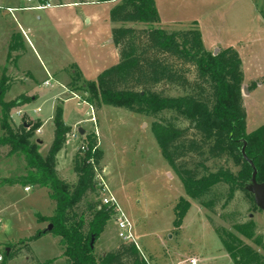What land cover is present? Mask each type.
<instances>
[{
	"label": "trees",
	"instance_id": "trees-1",
	"mask_svg": "<svg viewBox=\"0 0 264 264\" xmlns=\"http://www.w3.org/2000/svg\"><path fill=\"white\" fill-rule=\"evenodd\" d=\"M90 2H118L110 11V20L119 25L112 30L119 62L103 71L97 81L77 83L89 94L93 107L113 106L155 119L151 127L156 141L186 193L175 209V227L182 226L192 201L198 202L205 212L213 213L217 204L214 191L220 185L229 187L228 202L236 191H243L255 203L246 189L253 170L244 160L242 148L246 142V153L258 170L257 180L263 183L264 126L248 132L244 69L239 52L233 48L210 52L197 23L181 24L188 28L168 32L162 27L156 0ZM136 25L146 28L138 29ZM2 85L1 127L5 134L0 136V147H9V156L24 155L28 168L25 177L3 179V186L48 188L55 204L53 216L38 218L40 223L52 225V229L39 231L32 240L48 234L59 238L62 256L68 264H151L135 243H122L106 254L96 253L95 245L108 223L116 218V212L102 204L95 180L96 172H103L104 159L95 134L85 133L81 137V144H86L88 151L77 150L73 161L76 183L62 179L58 154L73 132L64 122L63 106L55 108L54 141L47 156H42L38 142L32 141L42 123L31 122L28 115L30 121L16 130L11 125V111L31 103L33 98L21 95L6 102L9 88L5 81ZM158 86L176 90L179 95H166L164 90H156ZM91 158L94 162L89 161ZM218 160H233L241 168L237 174L227 166L212 169L210 163ZM83 203L86 209H81ZM255 207L258 209L256 204ZM214 229L234 264H264L260 253L264 252V237L256 234L253 220L235 224L233 230ZM11 255L12 252L6 256Z\"/></svg>",
	"mask_w": 264,
	"mask_h": 264
},
{
	"label": "rangeland",
	"instance_id": "rangeland-1",
	"mask_svg": "<svg viewBox=\"0 0 264 264\" xmlns=\"http://www.w3.org/2000/svg\"><path fill=\"white\" fill-rule=\"evenodd\" d=\"M48 1L61 5L73 2L83 3V1L92 3L90 0ZM25 2L27 1L0 0V90L3 81L9 88L4 100L10 102L21 95L38 94L36 100H32L21 109L11 111V125L15 130L30 119L33 123L38 121V117L47 119L55 114L54 109L57 105H62L65 113L64 119L72 129H75L74 125L78 123L79 128L87 133L95 134L98 142L100 138L99 148L104 153L101 167H106L108 185L117 195L118 203L124 213L134 223L136 244L146 255L152 257L156 264H165L169 261L168 258L178 257V254L184 259L194 257L199 260V264H234L226 255L222 241L214 228L233 230L235 224L253 220L256 225V234L264 237V211L256 209L251 196L243 191H236L234 198L228 202L230 193L226 185H220L214 191L217 204L214 206L213 213L205 212L198 202L192 201L184 218L182 229H176L175 209L179 200L186 198V193L182 181L163 157L156 141L151 127L155 119L123 108L103 106L98 109L95 106V112L100 111L97 113L99 114V125L97 126L99 136H97L95 126L88 121L91 117L90 107L84 104L82 99L64 101L73 96L72 92H68L62 96V100L55 101V96L63 92L64 88L58 87L53 82H51L53 87L45 86L43 84L47 78L45 69L62 66L66 67V71H70L72 60L65 52L66 49L62 48L58 42L60 40L52 32L46 19L43 21L46 25V29L44 28L45 43L49 44L48 52L57 57L55 62L48 59L49 55L45 53L43 47L39 46V41L34 40L38 48L37 52H39L38 57L24 37L23 39L20 37L22 33L19 31V21L15 20L19 13L16 11L12 16L7 9L9 6L25 4ZM39 2L47 3V0L27 2V5L35 6ZM255 2L260 9H264V0H255ZM15 28L17 39L12 45L14 47L16 45L17 54L20 56L13 57L12 59L16 60H11L6 64L9 49L7 37ZM136 28L144 29L146 26L136 25ZM163 28L168 32H174L187 29L188 26L175 25ZM69 89L76 91L75 94L90 105L89 94L81 89L77 78L74 79ZM246 89L248 91V88ZM156 90H164L169 96L179 95L178 91L164 86H158ZM38 109H41V112H38ZM1 118L0 105V136H3L5 132L1 127ZM182 126H188V124L182 123ZM192 132L190 130V133ZM52 139H54L53 126L47 123L43 134H41V129L37 130L32 141H42V144H38L40 153L42 156H47L53 143ZM79 139L69 138L67 148L69 153L76 149L75 156L81 144ZM9 151V147H0V218L2 220L0 254L4 257L3 263L0 264H68L67 259L62 256L63 251L59 238L48 234L40 239L32 240L39 231L47 230L50 226L49 223L40 224L39 216L54 215L55 204L50 199L49 189L31 185L30 191L26 192L23 184L13 187L3 186V179L25 177L28 173L24 155L9 156ZM60 156L62 158L63 154L61 153ZM62 161L60 177L72 184L76 183L77 176L73 171V165L69 160L64 162L62 159ZM210 166L212 169L227 166L235 174L241 168L233 160L213 161ZM86 207V203L81 205V209H86ZM115 221L116 218L108 223L109 228L114 226ZM112 229L111 239H109L111 246L109 247L120 246L124 242L119 238V229L118 227ZM248 244L252 245L253 242L249 241ZM10 252L12 255L6 256ZM260 253L264 257V252ZM97 254H103L102 250H98ZM5 256L7 261H5Z\"/></svg>",
	"mask_w": 264,
	"mask_h": 264
},
{
	"label": "crops",
	"instance_id": "crops-1",
	"mask_svg": "<svg viewBox=\"0 0 264 264\" xmlns=\"http://www.w3.org/2000/svg\"><path fill=\"white\" fill-rule=\"evenodd\" d=\"M47 2L53 3L48 0ZM117 3L73 2L61 6H52L45 10L17 11L19 15L15 17V20L19 21V31L22 33L20 37L22 39L24 37L34 54L39 57L38 48L34 43L36 40L39 41V46L43 47L45 53L49 55L48 59L51 62H55L57 59L55 54L48 52L49 44L48 42L45 43L44 28L46 29V25L43 21L46 19L52 32L60 40L58 42L62 48L66 49L65 52L72 60L70 71H66V67L62 66L45 69L47 78L44 82L50 79L53 84L64 88L63 92L55 96V101L57 99L62 100V96L68 92L77 93L69 89L75 78L78 81L95 82L103 71L118 64L119 51L113 43L112 30L119 25L113 24L110 20V11ZM156 4L163 27L169 28L175 25L197 23L202 33L204 45L210 52L229 48L239 52L244 69V88H248V95L244 94L248 115V132H253L264 126V9H260L255 0H156ZM26 6H28L27 2L8 8L21 9ZM14 13L11 15L14 16ZM16 34L15 28L7 37L9 49L6 64L11 60L15 61V58L20 56L17 54L16 45L15 47L12 45L17 39ZM13 57L15 58L12 59ZM17 79L18 77L16 81ZM29 97L36 100L38 94L29 95ZM99 112H96L98 125L99 114L97 113ZM53 118L54 114L45 120L41 117L37 118L42 123L41 134H43L47 123H51L53 134L55 133ZM64 122L69 126L65 119ZM76 124L74 125L75 129L80 125ZM85 133L91 134L87 131ZM81 137H79V141H81ZM53 141L54 139H52ZM43 142L45 141L43 140ZM68 143L58 154L59 174L63 165L62 159L64 162L69 160L73 165L76 149L69 153ZM99 145H101L100 138ZM61 153L63 154L62 158ZM103 173L107 184H109L105 166ZM108 186L110 188V185ZM111 193L118 201L113 190ZM40 224L43 225V223ZM182 227L183 224L176 229L180 230ZM112 228H117L116 221ZM112 228L108 226L97 241L96 253L98 250H102L103 254H106L118 249V245L109 247L111 246L109 239H111ZM107 233H109L108 236ZM137 246L146 260L151 264H156L152 257L146 255L138 244ZM226 255L231 259L227 253ZM181 257L179 254L178 257H170L165 264H193L192 260H195L194 264H199V260L194 257H186L185 259Z\"/></svg>",
	"mask_w": 264,
	"mask_h": 264
},
{
	"label": "built area",
	"instance_id": "built-area-1",
	"mask_svg": "<svg viewBox=\"0 0 264 264\" xmlns=\"http://www.w3.org/2000/svg\"><path fill=\"white\" fill-rule=\"evenodd\" d=\"M28 3H33L37 0H26ZM52 6H61V4H52L50 2L47 3H38L35 6H26L24 8L21 9H13V8H8V12H10L11 14H13L15 11L18 10H22V11H27V10H45L47 8H50ZM51 80H47L46 82H44L45 86H51L53 87V85H51ZM73 96L67 100L70 99H76V100H81L84 104H87L90 107V113H91V117L88 120L90 123H92L95 126V133L97 136H99L98 134V130H97V126H98V120H97V116H96V112H95V108L91 105L88 104V102L86 100H84L82 97H80L79 95H76L74 93H72ZM41 109H39L38 111H40ZM22 113V112H21ZM80 136H82L80 134V129L77 127L76 130L72 133V135L70 137L73 138H79ZM80 149L83 152H87L88 151V147L86 144H81L80 145ZM95 152V150H93V153ZM90 162H94V159H90ZM98 187L100 188V193H101V200H102V204L105 206H110L113 207L115 209L116 212V222H117V227L119 229V238L124 242V243H135L136 244V236L134 233V224L132 223V221L130 220V218L124 213V211L122 210V208L120 207L117 199L115 198V196L111 193V190L105 180V177L103 175V172H96V178H95ZM26 191H30V188L27 187L25 189ZM2 226V220L0 218V228ZM137 245V244H136ZM4 261V257L3 255L0 254V263H3ZM192 263H195V260H192Z\"/></svg>",
	"mask_w": 264,
	"mask_h": 264
},
{
	"label": "water",
	"instance_id": "water-1",
	"mask_svg": "<svg viewBox=\"0 0 264 264\" xmlns=\"http://www.w3.org/2000/svg\"><path fill=\"white\" fill-rule=\"evenodd\" d=\"M216 53L218 52V50L215 51ZM244 94L248 95V91L245 88L244 89ZM80 134L83 136L85 135V130L84 129H80ZM38 144H42V141H38ZM246 147H247V143H244V146L242 148V154H243V158L244 160L251 166L253 172H252V177L250 182L246 185V189L247 191L252 194L254 196V200H255V204L257 206L258 209L264 211V182L260 183L257 180V176H258V170L257 167L255 166L254 162L252 159H250L246 153ZM52 225L49 226V230L52 229ZM91 247L94 248V239L92 240V244Z\"/></svg>",
	"mask_w": 264,
	"mask_h": 264
}]
</instances>
